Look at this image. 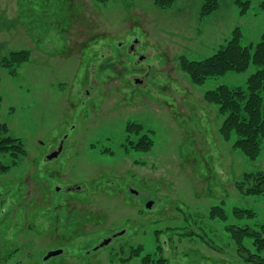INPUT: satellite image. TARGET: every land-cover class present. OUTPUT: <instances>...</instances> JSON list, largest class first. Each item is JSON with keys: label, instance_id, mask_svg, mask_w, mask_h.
I'll return each instance as SVG.
<instances>
[{"label": "rangeland", "instance_id": "1", "mask_svg": "<svg viewBox=\"0 0 264 264\" xmlns=\"http://www.w3.org/2000/svg\"><path fill=\"white\" fill-rule=\"evenodd\" d=\"M206 1L0 0V122L24 147L0 153V264H251L231 228L264 226V192L241 189L264 174V138L255 157L225 138L206 94L246 96L258 67L194 82L183 60L233 34L252 49L264 0Z\"/></svg>", "mask_w": 264, "mask_h": 264}, {"label": "trees", "instance_id": "2", "mask_svg": "<svg viewBox=\"0 0 264 264\" xmlns=\"http://www.w3.org/2000/svg\"><path fill=\"white\" fill-rule=\"evenodd\" d=\"M173 0H155L156 5L167 7ZM216 0H207L205 7L215 5ZM264 5V1L262 2ZM29 57V51L14 50L9 56L3 57V65L12 66L24 62ZM250 63L258 68L246 80L247 95L239 89H230L221 86L216 90L207 92L206 98L209 101L217 102L228 115L221 128L225 138L229 137L230 131L235 130L238 138L235 145L241 147L249 156L255 157L260 148V142L264 138V39L255 43L252 49L249 46L240 44V35L233 34L228 43L220 48L212 56L203 60H183L184 68L190 73L194 82H201L208 76L223 75L228 71H245ZM244 102L241 103V100ZM7 127L0 122V153L10 152L11 154H23L24 147L19 138L5 134ZM248 188H241L252 194L264 192V174L254 177L250 175L244 179V185ZM233 239L237 245L238 255L247 263L264 264V226L258 230L249 227H232ZM253 239L254 250L243 244V239Z\"/></svg>", "mask_w": 264, "mask_h": 264}, {"label": "water", "instance_id": "3", "mask_svg": "<svg viewBox=\"0 0 264 264\" xmlns=\"http://www.w3.org/2000/svg\"><path fill=\"white\" fill-rule=\"evenodd\" d=\"M59 150H60V148H58V150H56V151L50 153V154L47 156V159H51V158L55 157V156L57 155V153L59 152ZM147 206L150 207V206H151V202H148V203H147ZM114 236H116V235H112L111 237H108V238L104 239V240H103L98 246L94 247V249H97L98 247H101V246H104V245L108 244V243L110 242L111 238L114 237ZM61 252H62V250H60V249H58V250H54V251H49V252L46 254V256H45L44 259H47V258H49V257H51V256H55V255H57V254H60Z\"/></svg>", "mask_w": 264, "mask_h": 264}, {"label": "flooded vegetation", "instance_id": "4", "mask_svg": "<svg viewBox=\"0 0 264 264\" xmlns=\"http://www.w3.org/2000/svg\"><path fill=\"white\" fill-rule=\"evenodd\" d=\"M128 48V51L129 52H131V53H134V52H136V50H135V43H130L129 44V46L127 47ZM141 56L138 58V61H140L141 60ZM59 146H61V144L59 145ZM58 146V147H59ZM67 187H65L64 189H66L68 192H70V191H72L74 188L76 189V190H79V189H81L82 187L81 186H79V185H76V186H71L70 184H68V185H66ZM56 190H58V191H62L63 190V188H61V187H56ZM80 191V190H79ZM113 239V238H112ZM110 243V242H109ZM94 248V247H93Z\"/></svg>", "mask_w": 264, "mask_h": 264}]
</instances>
